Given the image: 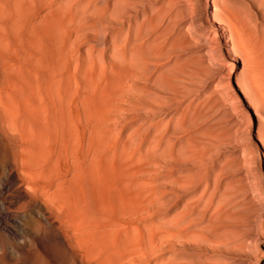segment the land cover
Wrapping results in <instances>:
<instances>
[{
    "label": "rangeland",
    "instance_id": "obj_1",
    "mask_svg": "<svg viewBox=\"0 0 264 264\" xmlns=\"http://www.w3.org/2000/svg\"><path fill=\"white\" fill-rule=\"evenodd\" d=\"M163 6L154 0L111 3L115 16L124 14L129 37L144 40L157 61L150 65L153 74L137 118L124 100L115 119L129 125L124 134L130 143H137L138 124L144 134L172 145V154L158 143L139 153V181L157 180L169 190L156 197L159 216L165 199L172 198L167 204L172 205L167 214L170 263L264 264V0H163ZM215 15L223 24L213 22ZM127 36L118 39L126 43ZM106 54L109 62L140 67L136 58H119L113 47ZM19 85L14 73L0 72V88ZM0 103L1 109L5 104ZM5 114L0 111V224L9 215L10 230L0 237L20 253L17 264H57L43 252H23L19 234L26 229L14 216L18 202L10 184L30 182L26 168L31 164L46 173L45 182H62L63 160L58 147L45 142L29 148L27 163L19 162L23 132L10 124L24 122ZM9 118L15 121L7 124ZM170 161L172 176H156L167 172ZM157 230L156 245L162 234ZM43 242L50 247L49 237Z\"/></svg>",
    "mask_w": 264,
    "mask_h": 264
},
{
    "label": "bare ground",
    "instance_id": "obj_2",
    "mask_svg": "<svg viewBox=\"0 0 264 264\" xmlns=\"http://www.w3.org/2000/svg\"><path fill=\"white\" fill-rule=\"evenodd\" d=\"M154 2L165 6L163 0ZM111 3L0 0V72L14 73L20 82L15 89L0 88V101L5 104L0 111L24 122L7 119L13 130L23 132L19 162L27 163L29 148L46 142L58 147L62 173L64 169L62 182H45L46 173L31 164L26 168L30 182L10 184L18 202L14 216L26 229L19 234L20 243L23 252H43L57 264H171L167 214L172 205L167 204L172 198L167 202L166 197L159 216L156 197L169 190L157 180L139 181V153L143 146L158 143L172 154V145L144 134L138 124L137 143H130L124 134L129 125L115 119L124 100L130 102L132 118H137L153 74L150 65L157 61L144 40L129 37L124 14L115 16ZM213 22L223 24L218 15ZM123 34L129 37L126 43L118 39ZM109 46L121 59L136 58L140 67L109 62ZM172 163L156 176H172L174 169L167 166ZM158 216L162 223L157 228ZM8 217L0 224L3 235L10 230ZM157 229L162 233L158 245L159 239L154 244ZM45 237L51 239L49 248ZM14 251L0 237V264H17L20 253Z\"/></svg>",
    "mask_w": 264,
    "mask_h": 264
}]
</instances>
